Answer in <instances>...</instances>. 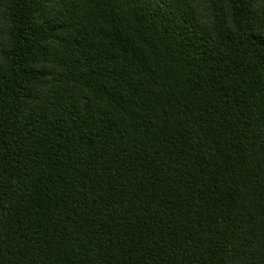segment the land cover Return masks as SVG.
Returning a JSON list of instances; mask_svg holds the SVG:
<instances>
[{"label": "trees", "instance_id": "trees-1", "mask_svg": "<svg viewBox=\"0 0 264 264\" xmlns=\"http://www.w3.org/2000/svg\"><path fill=\"white\" fill-rule=\"evenodd\" d=\"M0 264H264V0H0Z\"/></svg>", "mask_w": 264, "mask_h": 264}]
</instances>
